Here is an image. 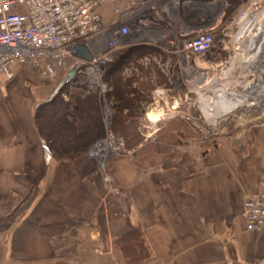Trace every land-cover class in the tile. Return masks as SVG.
<instances>
[{
  "label": "crops",
  "instance_id": "obj_1",
  "mask_svg": "<svg viewBox=\"0 0 264 264\" xmlns=\"http://www.w3.org/2000/svg\"><path fill=\"white\" fill-rule=\"evenodd\" d=\"M130 1L106 4L105 24ZM47 62L0 77V264H125L114 242L136 231L150 256L131 264H264V231H248L244 216L246 199L264 191V123L151 167L133 152L109 172L89 155L58 161L34 115L68 70L44 74ZM153 104L142 112L159 110Z\"/></svg>",
  "mask_w": 264,
  "mask_h": 264
},
{
  "label": "rangeland",
  "instance_id": "obj_2",
  "mask_svg": "<svg viewBox=\"0 0 264 264\" xmlns=\"http://www.w3.org/2000/svg\"><path fill=\"white\" fill-rule=\"evenodd\" d=\"M183 3V0H154L152 6L137 11L132 18L119 26L131 24L132 35L135 32L133 20L143 10L144 14L151 9L147 13L150 14V23L139 27L140 36L133 34L127 39H115L110 31L88 42L93 58L97 57L95 65L90 64L82 73L76 74L75 78L82 80L76 87L72 84L75 78L70 81L64 79L60 86L66 87V100L71 97L67 93L72 94L81 88L97 94L106 137L91 149L101 150L106 162L129 156V152L134 153V149H127L123 137L111 130L112 111L106 98L109 89L104 81L107 65L117 60L121 51L133 47V41L138 42L137 46L144 45L154 50L152 54L144 55L133 64H125L122 76L136 78L140 81L137 87H146L154 108L161 105L154 112L161 114L158 122L150 120L146 112L131 118L133 122L128 126L140 133L143 142L156 140L159 129L175 123L176 130L168 138L170 142L166 149L179 156L191 145L196 150L200 147L208 148L224 137L241 135L252 126L264 123V94H260L258 90V85L264 84V56L262 51L252 49L251 33L243 32L242 20L246 12V2L243 0L237 6L230 4L228 0H196L195 4L188 3L186 6ZM257 3L253 10L258 11L260 18L264 19V0H257ZM206 32H212L216 39L211 50L203 55L189 54L188 57L183 49L185 42ZM123 39L125 43L122 42ZM106 53L111 60L104 57ZM74 59H68V65ZM58 69L61 71V68L57 67L56 70ZM56 70L50 76H58L60 73ZM218 88L225 91V98L218 96ZM252 89L255 91L250 95L255 98L244 102L233 111L218 115L214 122L206 116L205 110L223 111L228 102L235 101L233 98L236 94L245 95ZM182 124L187 132L182 130ZM94 158L101 165L100 159Z\"/></svg>",
  "mask_w": 264,
  "mask_h": 264
},
{
  "label": "built area",
  "instance_id": "obj_3",
  "mask_svg": "<svg viewBox=\"0 0 264 264\" xmlns=\"http://www.w3.org/2000/svg\"><path fill=\"white\" fill-rule=\"evenodd\" d=\"M114 1L116 0H0V77L6 74L12 77V69L16 64L39 63L45 58H50V62L46 63L44 74L53 72L56 67L74 68L80 74L86 66L95 65L96 56L90 61L76 58L73 55L74 46L82 42L88 44L110 31L115 39L128 38L131 24L119 26L137 11L152 6L154 0H131L129 8H116V22L105 24L101 9ZM244 1L246 12L242 27L245 23H253L254 28L256 22L257 27L261 22L260 13L253 10L258 4L257 0ZM143 11L133 20L135 25L132 24L138 32L141 30L139 27L150 23V14H143ZM215 41L214 34L206 32L188 39L183 48L188 57L189 54L203 55L211 50ZM134 44L138 42L133 41ZM71 57L75 59L68 65ZM104 57L111 60L107 53ZM70 80L71 78H67V81ZM89 155L98 157L101 168L106 171L105 156H102L101 150L93 148ZM244 216L248 231H264V191L250 194L245 201ZM97 234L99 232L95 233Z\"/></svg>",
  "mask_w": 264,
  "mask_h": 264
},
{
  "label": "trees",
  "instance_id": "obj_4",
  "mask_svg": "<svg viewBox=\"0 0 264 264\" xmlns=\"http://www.w3.org/2000/svg\"><path fill=\"white\" fill-rule=\"evenodd\" d=\"M228 2L237 6L243 0ZM153 50L141 45L121 51L120 58L110 62L104 74V81L109 89L106 98L112 111L111 130L123 137L127 149H134V159L141 167L155 166L159 157L169 152V149H166L170 142L168 138L177 127L175 123L162 127L157 132L156 140L143 142L140 133L128 126L133 122L131 118L138 116L145 106L152 102V98L146 87H134L136 78H126L122 76V71L125 64L129 62L133 64L144 55L152 54ZM81 81L75 78L72 82L73 87ZM65 89L66 87H61L50 99L37 106L34 121L39 134L46 141L56 160L74 161L88 155L90 149L106 137V127L102 121L103 115L97 94L81 88L72 94L67 93L71 97L66 100ZM183 125L182 130L187 132ZM137 154L142 156L139 157ZM111 162H106L108 170ZM114 245L122 252L125 264L141 261L150 256L149 247L141 231L116 238Z\"/></svg>",
  "mask_w": 264,
  "mask_h": 264
},
{
  "label": "bare ground",
  "instance_id": "obj_5",
  "mask_svg": "<svg viewBox=\"0 0 264 264\" xmlns=\"http://www.w3.org/2000/svg\"><path fill=\"white\" fill-rule=\"evenodd\" d=\"M151 9H149L148 11H150ZM148 11H146V12H144V13H148ZM253 24V23H252ZM252 24H247V23H245L244 24V26H243V32H245V31H248V32H250L251 33V35H252V38H253V48L252 49H256V50H260V49H258V48H256L255 47V42H256V39L258 38V36L259 35H261V33L263 32V30H264V19H261V22L259 23V25L256 27V25H257V22H256V25H255V27L254 28H252ZM137 32H138V30H136L134 33H132V35H130V36H133V34H135V35H137V36H140L141 35V30H140V32H138V34H137ZM242 32V33H243ZM126 37V36H125ZM127 39V38H126ZM132 46H134V47H136L137 45L136 44H134V45H132ZM258 52V51H257ZM262 56H264V55H262ZM259 63H260V61H258ZM259 87V89L258 90H260V94H264V84L262 85H258ZM216 90H218L219 91V93H218V96L219 97H221V98H225V96H226V94H225V91L223 90V89H220V88H218V89H216ZM255 90L254 89H252V90H249V92L248 93H246L245 95H241V96H239L238 94H236V96L233 98V99H235V101L234 102H228L227 104H228V106H226V108L225 109H223V111H220V112H214V111H212V112H209L208 110H205V114H206V116H208V117H210L211 118V120L214 122L215 121V119H216V117L218 116V115H221L222 113H225V112H230V111H233L235 108H238L239 106H241L244 102H247L248 100H250L251 98L253 99V98H255V97H253V96H251L250 94H252L253 92H254ZM148 117L150 118V120H152L153 122H158L160 119H161V114H159V113H154V112H149L148 113ZM102 152V151H101ZM102 156H105L103 153H102Z\"/></svg>",
  "mask_w": 264,
  "mask_h": 264
},
{
  "label": "water",
  "instance_id": "obj_6",
  "mask_svg": "<svg viewBox=\"0 0 264 264\" xmlns=\"http://www.w3.org/2000/svg\"><path fill=\"white\" fill-rule=\"evenodd\" d=\"M255 43H256L255 47L260 49V51H262L263 55H264V30L261 33V35L259 36V38H257ZM133 47H131V48H133ZM73 55L76 58L81 59V60H85V61H90L93 58V54L89 50L88 46L84 43H79V44L74 46ZM74 75H75V69L73 68V70L69 73L68 76L73 77Z\"/></svg>",
  "mask_w": 264,
  "mask_h": 264
}]
</instances>
